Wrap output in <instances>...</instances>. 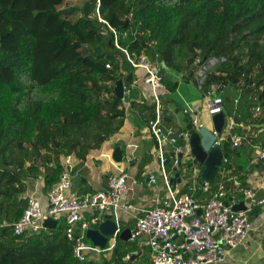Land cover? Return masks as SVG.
Here are the masks:
<instances>
[{
	"label": "trees",
	"instance_id": "16d2710c",
	"mask_svg": "<svg viewBox=\"0 0 264 264\" xmlns=\"http://www.w3.org/2000/svg\"><path fill=\"white\" fill-rule=\"evenodd\" d=\"M73 1L0 0V264H140L144 251L131 241L118 239L107 258L80 261L66 226L22 236L13 228L28 206V179L42 176L47 193L66 170L64 159L85 161L122 130L124 102L132 101L134 91L121 100L115 85L123 80L130 88L136 76L123 49L164 64L187 83L194 79L189 69L198 51L205 60H221L205 86L224 85L219 94L229 116V92L237 97L241 91L233 133L252 124V134H264V0H100V17L117 38L104 33L107 26L95 15L98 0L81 7ZM166 74L170 96L180 82ZM255 98L263 113L251 121ZM131 105L146 122L155 118L154 106ZM190 122L185 130L192 129ZM222 149L231 159L240 154L231 150L230 136ZM153 161V154L144 157L139 177ZM195 165L189 161L178 171L185 168L189 180ZM166 169L174 171L171 164ZM236 169L241 173L240 165ZM188 180L183 192L192 185ZM241 180L246 185V176Z\"/></svg>",
	"mask_w": 264,
	"mask_h": 264
},
{
	"label": "built area",
	"instance_id": "2783aa9c",
	"mask_svg": "<svg viewBox=\"0 0 264 264\" xmlns=\"http://www.w3.org/2000/svg\"><path fill=\"white\" fill-rule=\"evenodd\" d=\"M99 8L100 0H98L95 15L100 23L107 26L104 33L111 32L117 38L116 30L100 17ZM123 52L135 71L137 69L144 71L142 77L135 76L130 88L125 86V93L129 96L140 81L149 88L151 101L144 104L155 107V118L150 120L148 125L156 143L155 152L160 160L163 183L168 197L152 208L137 209L127 198L129 186L124 174L109 177V191L101 190L86 197H71L70 192L76 175L71 170H65L59 182L47 192V210H44L35 196L27 197L28 206L25 214L13 224L14 234L22 236L26 232H42L45 230L43 222L48 217L57 222L64 219L66 236L73 243L74 255L80 261H85L88 259L89 251H113L122 232L119 224L111 245H107L105 250L93 247L86 242V232L92 225L98 226L103 223L109 214L116 215L121 210L136 214L131 242L138 243L146 240L145 243L151 252L150 264H224L232 251L249 248L248 241L254 231L251 215L256 209L264 206V197L260 196L257 188L250 187L247 183L243 184L242 174L236 169L235 157L231 159L225 156L224 152L218 174L213 182L203 181L198 186L195 183L187 192L181 194L176 191L174 184L176 182H173L175 172H169L166 169L167 159L163 158L164 155H168L170 164L174 168H180L189 161L194 162L190 151L184 153L179 142L183 141L184 148L189 149L190 132L209 128L203 124L198 113L191 107L182 108L183 115L191 121V130H182L167 124L168 112L165 105L168 91L164 83L167 75L164 64L153 61L145 55H130L126 49H123ZM220 61L217 58L205 60L198 51L193 64L192 73L207 103L211 118L224 110V99L219 94L220 90L223 91L224 85L212 83L205 86L208 74L214 71ZM107 67L110 68V66ZM232 99L233 115L229 116L228 113L222 137H218L214 126L209 130L218 137L215 145L222 147L223 141L230 136L231 150H238L252 144L253 125L246 126L243 134L233 133V129L238 126L235 117L239 113L241 91ZM262 113V104L258 98H255L251 110V121L258 120ZM211 123L213 124L212 119ZM226 128L229 131H226ZM170 148L172 149L169 151ZM252 162L264 163V145L258 148ZM197 172V165H195L193 180L197 179ZM149 180L150 184L156 183L154 176H150ZM199 192L203 193V198L197 196ZM241 203H244L245 210L235 211L233 207ZM88 214H91V218ZM2 226L8 225L3 223ZM129 258L127 256L125 261Z\"/></svg>",
	"mask_w": 264,
	"mask_h": 264
},
{
	"label": "crops",
	"instance_id": "0c3cea01",
	"mask_svg": "<svg viewBox=\"0 0 264 264\" xmlns=\"http://www.w3.org/2000/svg\"><path fill=\"white\" fill-rule=\"evenodd\" d=\"M136 74V76L142 77L144 71L138 69L136 70ZM193 81H195V79ZM133 94L134 98L132 101H135L137 105H142L151 101L149 88L142 81L134 88ZM166 99L167 103L165 107L168 112L167 123L178 129H185L186 119L189 118L183 115L182 108L191 106H180L171 100V97L168 98V96ZM132 101L124 102L126 118L122 130L118 134L112 136L101 149L92 151L85 161H80L75 157H69L63 160L66 170H71L77 178H80L76 184H74L73 181L70 192L71 197H86L101 190H105L108 186L109 177L119 174H124L126 176L129 186V195L127 198L139 210L152 208L168 197L163 183V174L159 158L155 152V141L150 127L145 120V116L140 112L138 107H132ZM253 141L254 142L250 144L251 146L245 145L238 149L240 150V154L233 158L237 166L240 165L242 167L241 174L246 176L247 185L257 188L260 196L264 197V163L258 162L254 164L252 162L257 155L258 148L264 145V134L262 129L258 130V132L257 130L255 131L253 134ZM252 146H254V149H252ZM116 148H121L122 150L124 156L122 163H117L113 159ZM171 149L172 148H170L169 151ZM147 154H153L154 161L145 167L143 174L139 177L142 161ZM180 172L181 183L174 184L176 191L181 194L184 191V185L188 179L184 178L186 175L185 168H181ZM150 176L156 178L155 184H150ZM188 181L192 182V185L196 183L197 186L200 183L197 179L193 180L192 176L189 177ZM43 187L44 180L42 176L37 179H28L27 197L35 196L41 202L44 210H47V193L44 192ZM197 196L203 198V193L199 192ZM135 215L134 213H126L120 210L116 215L109 214L106 220H115L121 228H130L132 230L135 226ZM88 216L91 218V214H88ZM251 219L254 223V231L248 241L249 248L232 251L227 256L224 264H264V206L256 209L252 213ZM59 226H66L64 219L58 221L57 227ZM112 241L113 239L111 242ZM145 242L146 240H142L137 243L138 247L144 251V256L139 260L140 264H150L151 262L150 248ZM90 244L92 243L90 242ZM110 245L111 244H108V246ZM93 247L95 246L93 245ZM110 254L111 252L93 250L89 251L87 258L101 260L103 257H109Z\"/></svg>",
	"mask_w": 264,
	"mask_h": 264
},
{
	"label": "water",
	"instance_id": "95a60500",
	"mask_svg": "<svg viewBox=\"0 0 264 264\" xmlns=\"http://www.w3.org/2000/svg\"><path fill=\"white\" fill-rule=\"evenodd\" d=\"M194 69V65L189 69V76L192 75V71ZM163 74V73H162ZM115 93L118 99H125L128 97V94L125 93V85L124 81L120 80L115 85ZM228 116V111L224 109L222 112L215 114L212 118L213 126L215 131L218 133V137H222L223 130L226 123V117ZM190 146L189 149L183 148V152L187 153L190 151L194 162L197 163V176L200 177L205 182H213L218 174L219 167L223 158V149L222 147L215 145L218 137L214 136L213 133L207 129L202 128L199 132L191 131L190 132ZM182 158V154L179 155ZM123 154L121 148H116L113 154V159L117 163H122ZM164 159L166 160V164H170V160L168 159V155L165 154ZM160 162V160H159ZM180 167V166H179ZM179 168H174L176 172L175 179L173 182L181 183L180 173L178 172ZM80 180V178H74V184ZM106 191H109V187L105 188ZM235 211L245 210L244 203L236 205L233 207ZM201 214V213H200ZM57 221L51 217H48L43 222V227L45 231L52 232L57 228ZM118 230V223L115 220H105L100 225H92L89 230L86 232V238L95 246L100 248L101 250H105L107 245L110 244L112 238L115 236ZM30 231H32L30 229ZM41 234V232H38ZM132 230L127 228L123 230L119 239L124 242L131 241ZM134 255H132L133 258Z\"/></svg>",
	"mask_w": 264,
	"mask_h": 264
},
{
	"label": "rangeland",
	"instance_id": "374dc122",
	"mask_svg": "<svg viewBox=\"0 0 264 264\" xmlns=\"http://www.w3.org/2000/svg\"><path fill=\"white\" fill-rule=\"evenodd\" d=\"M87 1L88 0H75L71 2V4L81 7ZM263 44H264V40H263ZM166 71L170 73L173 80L180 82V87L177 93L170 96L168 95V98L171 97V100H173L180 106L190 105L198 113L203 124L206 125L209 129H212L213 128V124L211 123L212 118L209 115L207 103L203 99V94L200 91L199 86L194 84L193 82L194 79L192 78L190 80V83H184L182 80V75H180L179 73L170 72L168 71V69H166ZM229 93L231 94L232 97H235L237 94L236 91H230Z\"/></svg>",
	"mask_w": 264,
	"mask_h": 264
}]
</instances>
